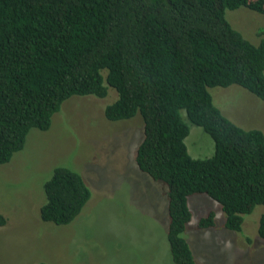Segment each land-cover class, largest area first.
<instances>
[{
    "label": "trees",
    "instance_id": "16d2710c",
    "mask_svg": "<svg viewBox=\"0 0 264 264\" xmlns=\"http://www.w3.org/2000/svg\"><path fill=\"white\" fill-rule=\"evenodd\" d=\"M239 7L264 14V0H0V165L31 129L48 130L68 98H104L107 85L117 99L104 117L142 120L135 164L166 186L173 263L206 264L185 238L188 197L215 201L231 232L264 206V134L228 120L208 91L234 84L264 102V39L250 43L225 17ZM180 111L213 140L210 157L188 155ZM43 192L40 219L59 226L91 196L82 176L64 166L53 167ZM213 226L209 211L195 228ZM257 235L264 240V214Z\"/></svg>",
    "mask_w": 264,
    "mask_h": 264
},
{
    "label": "rangeland",
    "instance_id": "374dc122",
    "mask_svg": "<svg viewBox=\"0 0 264 264\" xmlns=\"http://www.w3.org/2000/svg\"><path fill=\"white\" fill-rule=\"evenodd\" d=\"M225 17L250 43L264 39V14L239 7L225 11ZM101 74L104 77L106 70ZM106 87L104 98H68L48 130L31 129L23 148L0 165V264H174L166 238V186L135 164L142 120L138 115L107 120L104 107L117 99V93ZM208 91L228 120L264 134L263 101L234 84ZM180 115L190 129L185 138L188 155L210 157L211 137L191 124L183 111ZM54 166L79 173L91 193L80 213L63 226L43 222L39 216L43 184ZM214 203L204 194L187 199L191 227L185 238L196 261L264 264V240L257 235L264 206L243 217L241 232H231L224 228L225 215L218 204L212 207ZM209 211L214 213L213 228L196 229L199 218Z\"/></svg>",
    "mask_w": 264,
    "mask_h": 264
},
{
    "label": "crops",
    "instance_id": "0c3cea01",
    "mask_svg": "<svg viewBox=\"0 0 264 264\" xmlns=\"http://www.w3.org/2000/svg\"><path fill=\"white\" fill-rule=\"evenodd\" d=\"M237 86H238V85H237ZM239 87H240V86H239ZM189 131H190V129H189ZM189 133H190V132H189ZM189 133H188V134H189ZM186 139H187V137H186ZM186 139H185V141H186ZM213 147H214V142H213ZM213 152H214V150H213ZM196 202H197V201H196ZM199 202L202 204V201H199ZM212 207H213V208H214V207L216 208V207H218V206H217V204L214 203V205H213ZM189 226H190V222H189ZM190 227H191V226H190ZM235 253H236V251H230V252H229L230 255H236Z\"/></svg>",
    "mask_w": 264,
    "mask_h": 264
}]
</instances>
